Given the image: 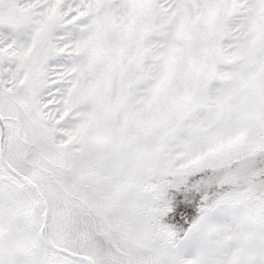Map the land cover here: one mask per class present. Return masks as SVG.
I'll return each instance as SVG.
<instances>
[{
	"label": "snow or ice",
	"instance_id": "obj_1",
	"mask_svg": "<svg viewBox=\"0 0 264 264\" xmlns=\"http://www.w3.org/2000/svg\"><path fill=\"white\" fill-rule=\"evenodd\" d=\"M0 264H264V0H0Z\"/></svg>",
	"mask_w": 264,
	"mask_h": 264
}]
</instances>
